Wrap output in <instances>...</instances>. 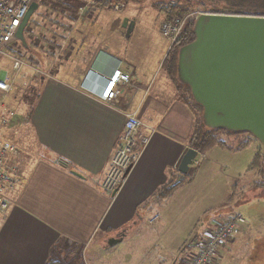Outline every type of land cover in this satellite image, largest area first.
Here are the masks:
<instances>
[{"label":"crops","instance_id":"1","mask_svg":"<svg viewBox=\"0 0 264 264\" xmlns=\"http://www.w3.org/2000/svg\"><path fill=\"white\" fill-rule=\"evenodd\" d=\"M88 1L79 2L68 25L71 28L60 43L42 40L37 48L29 49L27 43L28 48L23 49L31 54L22 57L31 65L23 67V77L35 72L29 77L34 99L22 121L33 146L20 149V155L8 161L17 167L19 182L6 195L9 207L0 222V264H131L133 261L118 260L108 253L123 244L136 249L142 215L182 185L166 197L158 194L179 174L178 164L190 148L194 126L193 111L179 99L174 80L162 67L169 43L163 52L157 44L156 58L155 49L145 53L144 41L137 44V55L131 54L123 44L141 23L134 21L127 38L122 26L125 17L108 22L99 4L88 5L79 15V6ZM158 32L162 37L160 25ZM118 65L130 74L131 85L105 103L101 87ZM6 74L2 71L0 78ZM8 94L0 91V96ZM131 112L144 124L140 134L149 139L121 187L108 193L102 183L125 129V116ZM5 114L14 116L12 110ZM201 161L197 156L192 166ZM159 219L155 214L147 224L153 226ZM244 224L218 256L247 231ZM198 229L170 250L193 249ZM154 252L150 258L141 256L144 264H176L168 254L158 257ZM191 253L193 250L183 264ZM219 258L214 264H219Z\"/></svg>","mask_w":264,"mask_h":264},{"label":"rangeland","instance_id":"2","mask_svg":"<svg viewBox=\"0 0 264 264\" xmlns=\"http://www.w3.org/2000/svg\"><path fill=\"white\" fill-rule=\"evenodd\" d=\"M76 1L78 0L39 1L38 8L30 17L26 27L25 38L31 48L42 45V40L51 44L60 43V38H64L66 30L71 28L68 25L76 16L75 11L79 2L85 0ZM119 1H122L125 7L117 12L112 11L107 5H101L103 17L108 22L121 17L140 22L132 36L125 40L123 47L128 45V51L137 55V44L144 41L146 54L155 49L153 58H156L158 43L161 52L169 43L159 35L158 26L167 20L166 12L171 5L175 2H189L191 11L197 14L204 13L198 11L209 7L206 5L208 4L206 0ZM203 3L204 6L201 5ZM36 38L38 44L34 45ZM9 54L27 58L30 51L23 50L17 40L6 45L3 53L0 54V76L2 71L9 76L14 73ZM23 70L24 68L14 75L9 94L0 96V118L5 115L6 110L14 112V116L8 117L7 123L0 126V139L12 143L19 149L33 146L31 145L33 142L27 138L28 128L22 126V121L34 99L33 84L29 81V77L35 72L29 70L32 73L28 72L23 77ZM218 137L226 142L227 147L214 146L205 154L198 155L202 161L195 167L191 166L192 170L175 194L153 211L142 215L143 228L137 238L139 242L137 248L133 250L129 245L123 244L111 250L108 255L118 260L133 261L131 264H144L143 257L150 258L154 256L155 251V256L165 257L168 254L172 260H177L176 264H183L193 249L186 247L183 251L179 250L175 253L170 248H174L175 243L182 239L188 240V237L199 228L200 221L224 219L227 216L240 214L245 218L248 229L238 236L235 244H230L221 255L217 256L220 257L219 264H264V164L262 171L257 168L249 170L255 153L261 151L262 146L247 133L231 134L221 131ZM25 138L28 140L25 141ZM247 139L250 141L243 148L233 150ZM15 159L16 157L7 156L8 161ZM155 214L160 215L161 219L153 226L148 225L147 220Z\"/></svg>","mask_w":264,"mask_h":264},{"label":"water","instance_id":"3","mask_svg":"<svg viewBox=\"0 0 264 264\" xmlns=\"http://www.w3.org/2000/svg\"><path fill=\"white\" fill-rule=\"evenodd\" d=\"M37 8V2L30 5L16 32L23 47H28L25 30ZM122 26L128 38L134 21L124 18ZM193 32V41L178 49L177 82L201 108L206 128L247 133L264 153V16L201 13ZM197 156L196 149L188 148L179 174L186 175Z\"/></svg>","mask_w":264,"mask_h":264},{"label":"built area","instance_id":"4","mask_svg":"<svg viewBox=\"0 0 264 264\" xmlns=\"http://www.w3.org/2000/svg\"><path fill=\"white\" fill-rule=\"evenodd\" d=\"M40 0H0V54L4 47L16 40V32L23 21L30 5ZM107 5L112 11H120L125 7L120 1L97 0L88 1L78 8L79 15H83L88 5ZM199 14L189 12L185 16L174 15L164 20L160 25V33L169 42L171 47L180 34L187 21L194 20ZM27 31V30H26ZM12 60L14 73L6 74L0 78V91L7 94L13 86L14 75L23 67L31 68V65L14 54H9ZM131 77L122 71L119 65L115 67L106 78V83L101 87L100 96L105 103H111L120 89L131 85ZM125 129L120 135L114 153L112 155L107 173L102 186L108 193L116 192L122 185L126 176V170L138 159L149 137L140 134L144 126L136 112L126 114ZM7 114L0 118V126L7 123ZM20 149L12 143L0 139V221L8 210L7 193L13 192L19 182L18 169L10 165L7 156L18 157ZM195 163V161H194ZM197 163V162H196ZM245 223V218L240 215H231L224 219L213 218L202 223L192 239L193 253L190 254L187 264H214L216 258L239 233L240 227Z\"/></svg>","mask_w":264,"mask_h":264},{"label":"trees","instance_id":"5","mask_svg":"<svg viewBox=\"0 0 264 264\" xmlns=\"http://www.w3.org/2000/svg\"><path fill=\"white\" fill-rule=\"evenodd\" d=\"M101 1V0H97ZM112 1V0H110ZM119 1V0H117ZM187 1V0H186ZM122 2V1H120ZM206 5L209 7L199 10V12L204 13H223V14H234V15H249V16H264V0H206ZM202 6L205 3L201 4ZM191 5L189 2L177 3L171 5L166 12V18L170 19L174 15L185 16L191 12ZM193 22L194 20H189L185 24L182 33L176 40V42L169 48L167 55L165 56L162 67L168 72V75L171 79L174 80L176 87L178 89L179 99L186 103L194 113V126L189 139L190 148L196 149L200 154H205L209 149L214 146L227 147L226 142L220 140L218 133L222 130H211L206 128L202 123L201 118V108L196 105L191 97L189 89L181 85L176 80V66H177V55L178 49L183 45H186L193 41L194 32H193ZM22 49L25 47L21 46ZM28 48V47H27ZM29 45V49H30ZM26 49V48H25ZM225 132V131H223ZM249 135V134H248ZM252 139L251 135H249ZM250 140H245L242 143H239L236 148L233 150H239L243 148ZM264 164V153L257 151L252 160V163L249 165V170L257 168L258 170H263ZM187 175L176 174L172 176L170 181H168L164 186H162L158 194L161 197H166L173 188L181 185L186 180ZM264 186V185H263ZM231 199V198H230ZM51 264V262L47 263Z\"/></svg>","mask_w":264,"mask_h":264}]
</instances>
